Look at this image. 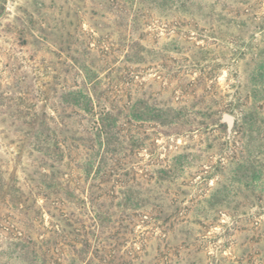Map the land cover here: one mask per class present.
<instances>
[{
	"label": "rangeland",
	"instance_id": "obj_1",
	"mask_svg": "<svg viewBox=\"0 0 264 264\" xmlns=\"http://www.w3.org/2000/svg\"><path fill=\"white\" fill-rule=\"evenodd\" d=\"M0 1V251L26 229L10 203L35 202L45 229L53 203H132L126 264H264V0H128L123 22L110 0ZM113 65L119 79L98 86L100 104L123 109L122 150L93 136L66 150L64 125L95 126L64 118L80 113L64 93ZM28 125L55 129L57 180L74 197L34 187L51 160Z\"/></svg>",
	"mask_w": 264,
	"mask_h": 264
},
{
	"label": "trees",
	"instance_id": "obj_2",
	"mask_svg": "<svg viewBox=\"0 0 264 264\" xmlns=\"http://www.w3.org/2000/svg\"><path fill=\"white\" fill-rule=\"evenodd\" d=\"M1 3V1H0ZM110 8L120 22L130 14L132 2L128 0H110ZM3 6L0 5V11ZM133 18H135L133 13ZM126 56H124L125 58ZM120 76V67L111 66L105 75L98 77L90 72L85 73L83 83L77 91H67L64 93L66 101H71L78 110V115H63L64 118H80L84 125H94V128L83 129L79 132L77 129L66 127L60 129L63 137L60 139V145L68 151H75L79 146L90 150V136L98 140V145L104 144L107 153L117 154L122 150L120 143V134L114 130L123 124V109H116L111 103L110 108L100 104V98L103 92L99 89L100 83L112 78L118 80ZM91 90L94 101L88 91ZM55 129L50 127H35L28 125L24 135L33 136V148L42 154L50 157V162L42 159L36 163V168L31 174L35 181L34 187L45 185L52 195H56L58 189L68 198L74 197L66 181H58L57 177L62 174L60 171L61 157L57 155L59 146L57 143L48 145L50 142L49 134ZM42 139V140H41ZM101 142V143H100ZM21 145V144H20ZM19 145V147H20ZM111 146V148H109ZM91 160V159H90ZM86 170H91V161L85 166ZM169 172V171H168ZM166 171H160V175H165ZM160 180L161 177H160ZM48 197V195H45ZM3 204V203H0ZM21 204V205H20ZM67 209L59 210L60 203L52 205L55 214L49 213L54 220L51 228L45 229L43 226L42 208L35 202L23 206L22 203H10L11 207L24 218L26 229L7 242L6 251H0L4 259L11 260L14 264H54L61 257V246H64L69 256H66V264H126L119 255L121 244L125 240L124 236L128 233L127 227L130 222L129 215L125 214L126 209L132 203L109 204L104 208L99 203H67ZM174 204V203H173ZM143 206V205H142ZM1 207V206H0ZM135 208V207H134ZM66 210V211H65ZM129 221V222H128ZM167 240L163 248L167 249L169 245ZM184 246H186L184 244ZM157 243V250L160 253L163 249ZM120 262V263H119ZM6 264V262L4 263Z\"/></svg>",
	"mask_w": 264,
	"mask_h": 264
},
{
	"label": "water",
	"instance_id": "obj_3",
	"mask_svg": "<svg viewBox=\"0 0 264 264\" xmlns=\"http://www.w3.org/2000/svg\"><path fill=\"white\" fill-rule=\"evenodd\" d=\"M222 122L226 124L227 132L230 133L231 129L233 127V117L231 115L225 113L222 116Z\"/></svg>",
	"mask_w": 264,
	"mask_h": 264
}]
</instances>
